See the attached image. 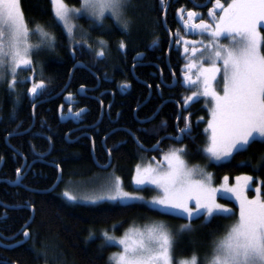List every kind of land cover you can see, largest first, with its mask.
Here are the masks:
<instances>
[{
  "label": "trees",
  "instance_id": "obj_1",
  "mask_svg": "<svg viewBox=\"0 0 264 264\" xmlns=\"http://www.w3.org/2000/svg\"><path fill=\"white\" fill-rule=\"evenodd\" d=\"M206 1L171 0V7L166 14L168 24L174 21V13L171 11L174 7ZM65 2L70 6L81 4V0H65ZM133 2L136 7L130 9L129 13L135 20L131 26V35H127L110 16L105 19L104 29L90 27V19L84 16L77 19V23L87 29L90 34L85 38L89 44H93V48H98L96 41L99 37L108 42L106 56L97 58L86 46L74 45L76 53H72L62 25L53 19L54 13L50 0H22L29 27L32 28L35 23H41L56 34L58 43L54 51L43 49L33 55L37 73L34 79H45L49 84L48 90L43 96L34 100L31 94L25 92L31 87V80L19 83L17 88L21 90V101L12 119L9 117L12 113L15 93H9L5 86L0 87V103L3 105L0 111V156L3 157L0 160V240L15 234V240H4L7 247L0 246V260H6L9 264L16 262L44 264V259L42 257L38 259L31 247L33 241L24 242L22 236V229L32 216L33 219L27 228L33 234L36 248L43 249L48 246L49 257L52 256L54 249L63 252L66 264H108V254L115 247L106 246L103 249L98 247L104 243L100 235L101 230L107 229L111 233L120 234L130 221L141 220L148 215H163L186 220L177 215L165 214L144 202L123 204L115 201H101L88 204L71 201L61 193V188L67 179L90 177L102 172L104 169L100 166L106 164L107 158L109 159L106 151L108 148L112 149L113 161L107 170L116 167L129 182L136 163L153 154L146 152L144 147L155 145L166 133L176 134L179 114L180 128L185 124V117H189L190 114L192 135L195 139L185 135L183 141L165 140L162 149L157 148L154 155L166 152L172 145L185 143L188 146L190 159L203 162L214 174L217 183L223 182L225 176L232 182L235 176L244 173L253 176L254 180L264 181V169L254 168L260 157L264 156V142L259 139L246 151L234 152L231 158L220 162L208 161L205 154L198 150V148L202 149L206 143L209 132L210 113L207 106L203 99H200L189 106L183 104L179 111L176 100L184 102L183 97L188 94L185 86L181 83L168 88L163 84L160 76L159 67L163 69L164 81L171 83L169 63L179 77H183L186 64L185 56L178 50L177 54L171 51L168 61L166 58L169 38L163 15L169 2L168 0H163V4L161 0H133ZM207 17L209 19L208 14ZM262 30L264 31V28ZM157 38L159 40L158 46H155L157 50H149V46ZM30 39L35 43L38 37L32 35ZM76 39L79 40L80 36L77 35ZM120 41L126 45L124 50L118 48ZM140 51L147 53L143 63L136 65L133 72V58ZM77 61L84 62L85 66H76ZM41 66H43V76L38 74ZM88 68L91 71L87 70ZM24 71L21 76L33 75L30 67ZM98 80H100L98 89L87 90L88 93L93 92L92 94L97 98L96 96L85 98L84 105L89 109L87 117L90 121L87 127L90 133L82 139H76L72 133L67 135L72 122L63 121L61 118L59 99L62 96L36 103L39 98L46 96L49 90L57 91L65 85L69 87L85 85L88 89L95 88L96 84H99ZM124 82H128V87L121 88L120 85ZM158 86L162 90V96H159ZM33 103L36 104L34 115L31 107ZM102 104L104 117L101 113ZM137 105L140 107L137 108ZM107 109L111 112V119L115 121L111 128L117 126V129H109L105 124ZM153 114H155L154 119L151 118ZM145 117H148L147 122L141 123ZM97 121L101 122L97 124ZM164 121L166 125L162 123ZM17 124L21 125L22 134L13 135L10 141L7 140V132L14 130ZM142 128L149 131H139ZM25 129L27 131H23ZM121 129H131L135 137ZM90 136L95 139L94 145ZM136 137L143 142V147ZM13 145L19 151L14 152ZM32 145H35V149ZM92 146L96 148L94 152ZM34 152L43 153V156L36 158ZM32 158H35V161ZM25 162L27 164L22 171L25 174L23 185H12L7 180H15V170L18 167L22 168ZM58 165L62 171V180L55 189L48 191L58 179ZM261 190V194L264 195L262 183ZM228 201L235 205L232 200ZM27 202L35 205V211L25 206ZM4 203L9 205L7 209L3 207ZM5 212L8 214L7 218L3 217ZM227 218L217 216L207 224L203 223V216L193 219L202 223L196 224L197 228L178 243L179 252L188 254L194 246L197 248L211 246L214 238L223 235L226 230ZM90 229L95 230V238L88 239ZM15 241H21V243L16 245ZM48 264H53L51 258Z\"/></svg>",
  "mask_w": 264,
  "mask_h": 264
},
{
  "label": "snow or ice",
  "instance_id": "obj_2",
  "mask_svg": "<svg viewBox=\"0 0 264 264\" xmlns=\"http://www.w3.org/2000/svg\"><path fill=\"white\" fill-rule=\"evenodd\" d=\"M50 3L54 13L53 19L62 25L73 54L76 53L74 45H79L86 46L97 58L105 57L108 44L99 37L96 41L98 48H93L85 38L90 35L87 29L76 22L79 17L90 19V27L104 29L106 17L111 16L127 35H131V26L135 23L134 17L129 15L130 9L136 7L133 0H81L79 7L69 6L65 0H50ZM161 3L163 4V0ZM179 14L183 26L195 30L196 34L202 37L199 41H189L186 36H180V40L176 41L178 44L183 43L185 54L199 56L198 60L189 58V62L184 65V83L197 89L191 95L183 97L184 103L188 105L194 98L199 97H208L211 100V119L208 121L211 134L207 143L198 150L205 153L209 160L218 162L229 158L234 152L246 151L258 139L264 142V31H261L264 28V0H227V3L224 0H215L213 6L208 9L209 19H199V22L196 18L203 14L193 9H188L185 13L182 8ZM32 35L38 37L37 42L31 41ZM77 35L80 36L79 40L76 39ZM175 35H180L179 30ZM205 35L209 39H203ZM222 39L229 42L222 43ZM57 43L56 34L41 23L29 27L22 0H0V84H6L9 93H15L9 119L15 117L21 101V90L17 85L22 81H30V77L19 75L22 68L32 69L31 87L25 92L31 94L33 99L43 96L48 90L49 84L45 79H34L37 73L33 55L43 49L54 51ZM189 44L193 46L190 48ZM197 44L200 45L199 48L195 46ZM152 45H158V38L153 40ZM118 48L124 50L125 43L120 41ZM142 56L143 53H137V58ZM193 68L197 69L195 79L187 71ZM38 74L43 76V66ZM217 77H220V90H217L216 86ZM120 86L128 87V82ZM80 91L86 92V86L80 85ZM66 99L69 103L75 102L71 92L67 93ZM2 107L0 103V111ZM31 107L34 115L36 104L33 103ZM139 107L140 105H137V108ZM59 110L62 116L67 115L63 111V105L59 106ZM87 110V107L75 112L69 109V113L78 117ZM151 118L154 119L155 114ZM179 119L180 117H177V120ZM147 120L148 117H145L141 123ZM162 123L166 125V121ZM121 130L128 131L135 137L131 129ZM139 131L148 132L149 129L142 128ZM178 133V138L182 139L186 135L195 139L192 135L190 114L185 117L184 127L178 128ZM21 134V125L17 124L14 130L7 132V140L10 141L13 135ZM136 138L142 146L143 142ZM32 148L35 149V145H32ZM13 149L14 152L19 151L14 145ZM106 151L111 154L112 149L108 148ZM187 152L186 145L179 148L170 146L169 150L163 153V159L157 161L155 166L151 163L144 167L139 164L136 166L135 183L140 186H155L162 195L149 199L140 192L126 191L121 178L116 176L107 182L99 194L80 197L65 190L64 196L71 201L84 199L93 203L119 201L129 204L147 201L150 206L165 214L185 218L188 223L180 225L181 233L195 230L196 226L191 223L194 218L204 216L203 223L207 224L217 216L235 215L236 219L227 225L223 235L214 238L210 252L204 256V264H264V195L261 194V187L255 186L256 195L249 197L248 189L253 177L247 173L236 176L235 184H228V177L225 176L224 183L214 186L211 183V173L198 165L189 166L185 159ZM33 154L36 158L43 156V153ZM2 159L0 156V160ZM254 168L264 169V156L260 157ZM15 173L13 184L23 185L22 169L18 167ZM261 183L264 184V181ZM218 192H222L225 198L234 196L239 207L238 214L229 205L217 200ZM193 203L194 207L191 206ZM25 206L35 211L34 204L27 202ZM3 207L7 209L9 205L4 203ZM7 215V212L3 213L4 218H7ZM100 235L104 240V243L98 246L101 249L112 245L121 248V251L109 254L108 264H173V253L179 242L178 233H173L163 222H153L140 228L133 227L119 237L112 235L107 229L101 230ZM22 236L24 242L33 241L31 247L38 259H44V264H48L50 258L53 264H66L63 252L54 249L49 257L48 246L37 249L33 234L27 227L22 229ZM95 236V230L90 229L88 239ZM7 239L15 240V234L12 237H4V240ZM4 240H0V246L7 247ZM15 243L19 245L21 241ZM198 260L197 253L193 251L191 257L180 258L178 264H198ZM0 264L9 262L0 260Z\"/></svg>",
  "mask_w": 264,
  "mask_h": 264
},
{
  "label": "rangeland",
  "instance_id": "obj_3",
  "mask_svg": "<svg viewBox=\"0 0 264 264\" xmlns=\"http://www.w3.org/2000/svg\"><path fill=\"white\" fill-rule=\"evenodd\" d=\"M224 2L227 3V1H224ZM79 6H75V7H79ZM129 13H130V11H129ZM185 29H187V32L188 31H191L192 32L191 35H187L186 34V37H187V39L189 41H193V40L199 41L200 39H202V37L199 34H196L195 30H191V29H188V28H185ZM261 31H263V30L261 29ZM203 39L207 40V39H209V37L207 35H205L203 37ZM221 42L222 43H228L229 41L227 39H222ZM188 46L191 48L193 45L189 44ZM195 46L197 48L200 47L199 44H197ZM183 53H184V51H183ZM183 55L185 56L186 64L189 62V58H191V59H197V60L199 59L198 54H191V53L185 54L184 53ZM187 71H189L190 75H192L193 79H195L197 69L196 68L187 69ZM24 72L25 71L22 68L19 71V75L21 76L22 74H24ZM182 82H183V85L186 88L185 91L188 92L187 95H191L192 92H194V91L197 90L195 87L187 86L184 83V78H183ZM2 86L7 87L6 84H0V87H2ZM216 86H217V90H220V87H221L220 77H217ZM200 99H203L204 104L207 106V108L209 110V113H210V118L209 119H211V112H210L211 100H210V98H208V97H199V98H194V101H197V100H200ZM191 103L192 102H190L188 105H185V106H189ZM210 134L211 133L209 131L208 134H207V140H208V137L210 136ZM207 140H206V143H207ZM185 145H186L185 143H181L179 145H172V146H175V147L179 148V147L185 146ZM187 148H188V146H187ZM163 153L164 152H162L160 155H153V156H150V157H146L145 159L140 160L138 163H136V165L134 166L132 178H131V180L129 182L124 178V176L115 167V168H110L108 170L107 169H104L102 172H100V173H98L96 175H92L90 177H82V178H77V179H75V178H69V179H67L64 182V184H63V186L61 188V193L64 196V192H65V190H67V191L73 192L75 195L80 196V197L85 196V195H91V194H99V192L105 187V185L107 184V182H109L113 177L118 176V177L121 178L122 185H123V187L125 188L126 191H130V192H140L144 197L149 198V199L151 197H153V196L162 195V192L158 191L155 186L147 185V184L146 185H143V186L137 185L135 183V176H136V166L138 164L141 167L147 166L149 163H151L153 166H155L157 161H160V160L163 159ZM205 156H206V159L208 161H211V160H209V158H208V156L206 154H205ZM231 157L232 156H230L229 158H231ZM229 158H227V159H221L220 161H225V160H228ZM185 159L188 161L189 166L198 165V166L204 168L207 172L211 173L212 174V176H211V183L214 186H219L220 184L224 183V181L221 182V183H217L215 181L214 174L211 171L208 170V168L206 167L205 164H203V162H200V161H192L190 159L189 152H187V154H185ZM220 161H218V162H220ZM235 177H234V179H233L232 182H231V180L228 179L227 183L228 184H235L236 183ZM255 186H260L261 187V180L260 179L254 180V177H253V181L250 182V187L248 189V195H249V197L256 195V192L254 191V187ZM227 199L228 200H232L235 203V205L232 204L231 202H229ZM217 200L220 203H222V204L229 205L232 209L235 210V212L237 211L236 213L238 214L239 207H238V203L236 202L234 196L230 195L229 197L225 198L223 196V193L222 192H218L217 193ZM77 202L88 203V204L93 203L91 201L84 200V199H78ZM115 202H119V201H115ZM135 202H144L147 205H149L147 203V201H135ZM97 203H99V202H97ZM191 206L194 207L195 206L194 203ZM173 215H175V214H173ZM227 219H228V221L226 222L225 229H226V227H227L228 224H230L232 221H234L236 219V216L235 215L229 216ZM153 222H163L173 233H178L177 240L179 242H182V238L184 236L192 233V232H182V233L179 232L180 225L185 224V223H188L187 220H181V219L178 220V219H175L173 217L163 216V215H161V216L148 215L144 219H141V220L140 219H136V220L130 221L128 223V226L124 229V231L122 233H120V234H114V233H111V232L110 233L112 235L117 236V237L123 236L124 233H125V231L128 230V229H131L133 227H137V228L144 227V226L149 225V224H151ZM191 223L194 226H196V224L202 223V222H196V221L192 220ZM196 228H197V226L195 227V229ZM178 243L176 244L175 250H174V253H173V256H174L173 264H178V260L180 258L191 257L193 251H195L197 253L198 257H199L198 264H204V256H205V254H207V253L210 252V249H211V247L213 245V241H212V245L211 246H207L206 248H201V247L200 248H197V247L194 246L193 250H191L190 253H188V254H182V253L179 252L180 247H179V244ZM112 246H114L115 248L113 250H111L109 252V254L110 253H113V252L121 251V248L120 247H118L116 245H112ZM109 254H108V257H109Z\"/></svg>",
  "mask_w": 264,
  "mask_h": 264
},
{
  "label": "flooded vegetation",
  "instance_id": "obj_4",
  "mask_svg": "<svg viewBox=\"0 0 264 264\" xmlns=\"http://www.w3.org/2000/svg\"><path fill=\"white\" fill-rule=\"evenodd\" d=\"M168 2L169 3H167V5L166 6H168V10H169V8L171 7V0H168ZM215 2V0H210L209 1V3L206 5V6H204V7H202V8H200V7H198V6H196L195 5V3L193 4V5H178L177 7H174V9L173 10H171L173 13H174V21L173 22H171V24L169 25L168 24V22H167V18L164 20L165 21V23H166V30H167V34H168V38H169V47H168V50H167V53H166V58H167V61L170 59V54H171V51L173 50V52L175 53V54H177V50L178 51H181L182 52V55L184 54L183 53V48H184V45H183V43L181 42V43H176V41H179L180 40V36H186V34L187 35H191V31H188L187 32V29H185L186 27H184L183 26V24H182V19H181V17H180V14H179V11L183 8L184 9V11H185V13H186V11L188 10V9H193V10H195L196 12H198V13H202L203 15H201V16H199V17H197L196 19H197V22H199V19H208V17H207V13H208V9L209 8H211L212 6H213V3ZM204 3V2H203ZM187 17H186V15H185V17H184V19H186ZM168 24V25H167ZM180 28H182V29H180ZM177 30H179L180 32V35L178 36V35H175V33L177 32ZM159 41V40H158ZM172 41V42H171ZM158 46V45H157ZM149 50H152V51H154V50H157V47H155V46H153V45H150L149 46ZM139 53H143V57L141 58V59H139V58H136V56H137V53H136V55L134 56V58H133V61H134V65H133V67H132V70H133V72L135 71V66L136 65H138V64H141L140 62H142L143 63V61H144V57L146 56V53L147 52H144V51H140ZM145 61H148V60H145ZM169 63V62H168ZM169 68H170V70H171V76H172V78H171V83H168V82H165L164 81V72L162 71L161 72V67H159V69H160V76H161V81L163 82V84H165V85H167V87L168 88H173L174 86H176V85H181V83L183 84V82H182V80H183V77H179L178 75H177V72L172 68V66L170 65V63H169ZM87 70H90L91 71V69L90 68H88ZM108 80L109 81H111V79L110 78H108ZM99 81V84H96V86H95V88H89L88 89V87L86 86V89L89 91V90H91V91H93L94 89H98L99 87H100V80H98ZM130 82V81H129ZM171 84H175L174 86H171ZM131 87H132V85L131 86H129V90H131ZM158 92H159V96H162V90H161V88H160V86H158ZM68 92H71V93H73V96H74V99H75V102H72V103H69L68 101H67V93ZM151 92H152V89H151ZM93 93V92H92ZM92 93H88L87 91L86 92H81L80 91V85L78 86V87H69V86H67V85H65L62 89H60V90H57V91H55V89H53V90H49L47 93H46V96H44V97H42V98H39L37 101H36V103L38 104V103H42L45 99V101H49V100H52V99H56V98H59V97H61L62 96V98L61 99H59V101H60V103H61V105H63V111L67 114V115H64V116H62L61 115V118H63V121H65V120H70L71 122H72V125H71V129H70V131H68L67 132V135L68 134H74L75 135V138L76 139H82L85 135H87V133H88V135H89V131H88V127H87V124H88V122L90 121L89 120V118L87 117V114L89 113V109L86 111V112H84V113H82L80 116H73L71 113H69V109H71L72 110V112H75L77 109H80V108H84V107H87L86 105H84V103L86 102V99L87 98H95L94 96H96V95H94V94H92ZM104 93V92H103ZM101 95H102V93H101ZM47 97H49V99H47ZM86 98V99H85ZM96 98H97V96H96ZM168 99H170V98H168ZM168 99H166V100H168ZM174 99V98H173ZM34 100H36V99H34ZM165 100V101H166ZM175 100V99H174ZM177 101V104H178V108H179V111L182 109V106H183V104H185L184 102L183 103H181V102H179L178 100H176ZM102 114H103V117H104V105L102 104V112H101ZM106 117H105V124H107V126H108V128L109 129H117L118 127L116 126V127H113V128H111L112 126H113V124H114V120H112L111 119V112L110 111H108V109H107V112H106ZM103 117H102V119H103ZM179 117H180V114H179ZM101 120V119H100ZM101 121H97L96 123L97 124H99ZM176 127H177V132H176V134H170V133H166L165 134V136H162V137H164V139H161L162 137H160L159 138V146H158V148L159 149H162V144L164 143V141L165 140H170V141H175L174 139H172V138H169L170 136H178L179 135V133H178V128H180L179 127V125H178V120H177V122H176ZM184 127V126H183ZM182 128V127H181ZM90 138H91V141H92V144L94 145L95 144V139H94V137L93 136H90ZM184 140V138H182V140L181 141H183ZM157 143V142H156ZM155 143V144H156ZM142 147H143V145H142ZM96 150V148L95 147H93L92 146V151L94 152ZM146 152H150V153H153L151 156H153L154 155V151H148V150H146V149H144ZM109 154V153H108ZM113 158H112V155L111 154H109V159L107 158V162H106V164L109 162V161H111V163H112V160ZM32 160L33 161H35V158H32ZM96 160V162L98 163V161H97V159H95ZM111 163H110V165H111ZM26 164H27V162H26ZM105 165V164H104ZM109 165V166H110ZM108 166V167H109ZM108 167H106V168H103V169H107Z\"/></svg>",
  "mask_w": 264,
  "mask_h": 264
},
{
  "label": "bare ground",
  "instance_id": "obj_5",
  "mask_svg": "<svg viewBox=\"0 0 264 264\" xmlns=\"http://www.w3.org/2000/svg\"><path fill=\"white\" fill-rule=\"evenodd\" d=\"M209 1L210 0H207L206 2H204V3H195V5L196 6H198V7H200V8H202V7H204V6H206L208 3H209ZM167 12H168V6H166L165 7V10H164V15H163V17H164V20H165V18H166V14H167ZM180 29H182V28H180ZM180 32V31H179ZM68 39V38H67ZM78 40V39H77ZM172 42V41H171ZM119 44V43H118ZM93 45V44H92ZM95 45V44H94ZM97 48V47H96ZM143 57V56H142ZM136 58H137V56H136ZM139 59H141V58H139ZM76 66H85V63L84 62H82V63H76ZM33 77V75H31L30 76V80H31V78ZM145 80V79H144ZM122 88V87H121ZM34 101V100H33ZM97 136V135H96ZM170 137H179V135L178 136H170ZM172 139H174V140H176L175 138H172ZM149 151V150H148ZM25 165H26V162H25V164L23 165V167L21 168L22 169V171H23V169H24V167H25ZM58 168H59V176H58V179L61 181L62 180V171H61V169H60V167H59V165H58ZM24 175L25 174H23V177H24ZM58 179H57V181H58ZM9 183H11L12 185H14L13 184V181L14 180H7ZM56 181V182H57ZM59 181V182H60ZM56 184V183H55ZM59 184V183H58ZM26 225V224H25ZM27 227V226H26ZM24 228H25V226H24ZM13 264H16V263H13Z\"/></svg>",
  "mask_w": 264,
  "mask_h": 264
},
{
  "label": "water",
  "instance_id": "obj_6",
  "mask_svg": "<svg viewBox=\"0 0 264 264\" xmlns=\"http://www.w3.org/2000/svg\"><path fill=\"white\" fill-rule=\"evenodd\" d=\"M171 85H175V84H171ZM176 139V141H181L182 139L181 138H178V137H176L175 138ZM138 141V140H137ZM154 146H157V143L155 144V145H153V146H151V147H144V149H146V150H149V151H155L157 148H158V146L155 148V150H152L153 148H154ZM110 163H111V161H109V163H107V164H105V165H101L100 167H102V168H106V167H108L109 165H110ZM60 179V178H59ZM58 179V181L56 182V184H54L51 188H49L48 189V191H51V190H53V189H55L56 187H57V185H58V183H59V180ZM32 219H33V216L30 218V220L26 223V225H25V227L32 221Z\"/></svg>",
  "mask_w": 264,
  "mask_h": 264
}]
</instances>
